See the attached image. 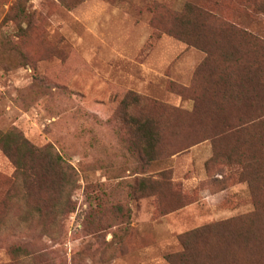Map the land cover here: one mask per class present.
I'll return each mask as SVG.
<instances>
[{
  "label": "rangeland",
  "instance_id": "1",
  "mask_svg": "<svg viewBox=\"0 0 264 264\" xmlns=\"http://www.w3.org/2000/svg\"><path fill=\"white\" fill-rule=\"evenodd\" d=\"M5 136L0 264H264V0H0Z\"/></svg>",
  "mask_w": 264,
  "mask_h": 264
},
{
  "label": "trees",
  "instance_id": "2",
  "mask_svg": "<svg viewBox=\"0 0 264 264\" xmlns=\"http://www.w3.org/2000/svg\"><path fill=\"white\" fill-rule=\"evenodd\" d=\"M196 10L199 11L201 15L208 16L207 12L209 10H204L203 8H197ZM125 102L126 101L123 100L121 104L125 105ZM128 125H130L131 131L134 132V134L137 136V139L140 141V151L139 152L142 155H145L146 157H148L149 161L155 160L156 157L159 156V151L156 148H157V144L159 143L160 136H161V131L158 129L157 122L149 118H145V117H142V118L131 117L128 120ZM6 140H8V136L0 137V146L8 157L13 158V156L10 154L11 149L8 143L6 142ZM176 154H178V152L174 153L173 155H176ZM58 160L59 161H57L55 164L57 166H61L60 159ZM46 168L49 169L48 166ZM146 182L147 181H143L142 183L143 192H145L146 190ZM65 198H66V193L64 191H58L56 194L52 193L50 197L51 206H52L51 213L57 212V215L59 216L61 215V205L63 201L65 200ZM70 212L72 211H69V213ZM167 260L171 264H196L195 259H193V256H191L190 253H182L177 256H168ZM207 261H217V258L209 257L207 258ZM233 262L235 264H241L242 259L240 257H234Z\"/></svg>",
  "mask_w": 264,
  "mask_h": 264
}]
</instances>
